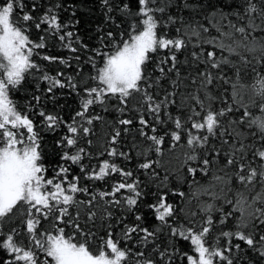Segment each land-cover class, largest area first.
<instances>
[{
	"label": "snow or ice",
	"instance_id": "1",
	"mask_svg": "<svg viewBox=\"0 0 264 264\" xmlns=\"http://www.w3.org/2000/svg\"><path fill=\"white\" fill-rule=\"evenodd\" d=\"M0 264H264V0H0Z\"/></svg>",
	"mask_w": 264,
	"mask_h": 264
},
{
	"label": "trees",
	"instance_id": "2",
	"mask_svg": "<svg viewBox=\"0 0 264 264\" xmlns=\"http://www.w3.org/2000/svg\"><path fill=\"white\" fill-rule=\"evenodd\" d=\"M177 155H178V153H177ZM164 163L169 165L171 168H174L177 165V160H176L175 156L169 157L168 155H166L165 159H164ZM157 170L160 171L161 174L163 175V169L162 168H158ZM183 188L186 192H189L191 194V189L189 188L188 184H184Z\"/></svg>",
	"mask_w": 264,
	"mask_h": 264
}]
</instances>
